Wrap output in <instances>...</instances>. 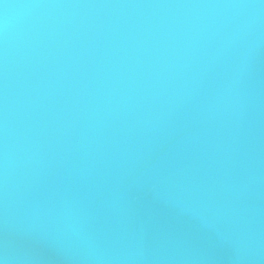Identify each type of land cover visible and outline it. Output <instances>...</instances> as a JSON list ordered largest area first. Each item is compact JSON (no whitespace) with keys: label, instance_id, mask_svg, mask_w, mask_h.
<instances>
[{"label":"water","instance_id":"water-1","mask_svg":"<svg viewBox=\"0 0 264 264\" xmlns=\"http://www.w3.org/2000/svg\"><path fill=\"white\" fill-rule=\"evenodd\" d=\"M2 264H264L261 0H0Z\"/></svg>","mask_w":264,"mask_h":264},{"label":"clouds","instance_id":"clouds-1","mask_svg":"<svg viewBox=\"0 0 264 264\" xmlns=\"http://www.w3.org/2000/svg\"><path fill=\"white\" fill-rule=\"evenodd\" d=\"M262 3H264V0H261ZM0 264H2V262H0Z\"/></svg>","mask_w":264,"mask_h":264}]
</instances>
